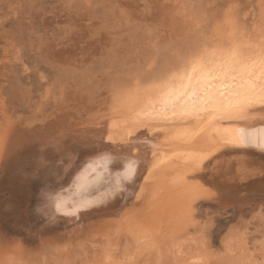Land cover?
I'll use <instances>...</instances> for the list:
<instances>
[{
    "label": "rangeland",
    "instance_id": "1",
    "mask_svg": "<svg viewBox=\"0 0 264 264\" xmlns=\"http://www.w3.org/2000/svg\"><path fill=\"white\" fill-rule=\"evenodd\" d=\"M233 37L264 41V0H0V264H264L262 151L212 157L173 213L134 207L128 190L76 215L56 207L113 153L110 114Z\"/></svg>",
    "mask_w": 264,
    "mask_h": 264
},
{
    "label": "bare ground",
    "instance_id": "2",
    "mask_svg": "<svg viewBox=\"0 0 264 264\" xmlns=\"http://www.w3.org/2000/svg\"><path fill=\"white\" fill-rule=\"evenodd\" d=\"M169 70L105 120L101 135L113 153L93 160L78 176L74 190L64 192L55 201L59 213L76 215L80 210L99 207L111 191L124 190L130 191L128 195L136 208L173 209V213L182 200L192 195L195 177L212 157L240 148L264 152V104L253 101L242 112L210 111L215 102L224 104L241 90L251 88L259 97L264 89V41L229 38L225 44L206 46L177 58ZM201 100H206L202 107L208 111H201L198 116L181 114L185 105L193 101L199 104ZM141 133L147 137L140 142L147 149L139 151L142 155L136 154L137 149L132 146L136 143L135 148L141 147L139 142L137 145ZM118 148L128 149L129 154L113 155L119 153ZM129 161L134 164V175L126 179ZM90 171L95 173L93 179L87 177ZM139 174L140 182L133 194L128 181ZM81 182L86 192L74 197L81 191ZM93 190L103 193L94 197ZM75 198L79 204L71 205Z\"/></svg>",
    "mask_w": 264,
    "mask_h": 264
},
{
    "label": "snow or ice",
    "instance_id": "3",
    "mask_svg": "<svg viewBox=\"0 0 264 264\" xmlns=\"http://www.w3.org/2000/svg\"><path fill=\"white\" fill-rule=\"evenodd\" d=\"M207 96V94H206ZM258 100L259 103L264 104V89H261V94L257 98L255 91L251 88L246 90H241L232 94L231 99H227V102L221 104L219 101L215 102L210 111L213 113H232V112H242L245 107L251 104L253 101ZM167 103V102H166ZM206 103V100L199 101V104L196 101H193L190 105H185L180 109L181 114L198 116L201 111H208L202 107ZM251 143V141H248ZM134 175V164L132 161H129L126 168V179H131Z\"/></svg>",
    "mask_w": 264,
    "mask_h": 264
}]
</instances>
